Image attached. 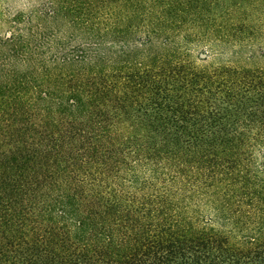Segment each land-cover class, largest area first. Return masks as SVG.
<instances>
[{"label": "trees", "instance_id": "obj_1", "mask_svg": "<svg viewBox=\"0 0 264 264\" xmlns=\"http://www.w3.org/2000/svg\"><path fill=\"white\" fill-rule=\"evenodd\" d=\"M0 40V264H264V0H48Z\"/></svg>", "mask_w": 264, "mask_h": 264}, {"label": "rangeland", "instance_id": "obj_2", "mask_svg": "<svg viewBox=\"0 0 264 264\" xmlns=\"http://www.w3.org/2000/svg\"><path fill=\"white\" fill-rule=\"evenodd\" d=\"M48 0H0V40L19 25L18 19L43 7Z\"/></svg>", "mask_w": 264, "mask_h": 264}]
</instances>
